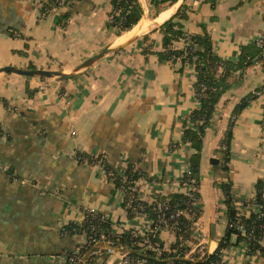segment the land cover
Wrapping results in <instances>:
<instances>
[{
	"label": "crops",
	"instance_id": "0c3cea01",
	"mask_svg": "<svg viewBox=\"0 0 264 264\" xmlns=\"http://www.w3.org/2000/svg\"><path fill=\"white\" fill-rule=\"evenodd\" d=\"M42 2L0 0V68L71 73L102 48L110 50L63 81L0 72V264H61L56 255L83 241L81 234L62 230L81 221L85 206L107 214L109 236L125 228L150 233L148 219L127 214L116 186L96 166L78 163V152L104 154L119 174L128 164L140 169L139 185L150 197L156 196L155 181L164 196L183 192L177 179L195 152L182 138L199 105L196 71L184 65L179 72L178 61L159 59V25L185 6L184 30L205 33L216 55L231 61L243 45L264 34V0H137L140 19L119 35L107 26L111 0H70L45 15L39 11ZM145 36L151 41L148 53ZM236 76L202 136L201 211L184 259H191L195 248L213 253L226 231V179L218 148L231 117L225 165L232 197L253 199L256 183L264 187V91L232 116L239 101L264 83V61ZM157 237L163 251L172 250V232L162 230ZM236 238L231 234L230 242ZM241 240L224 251V264H264V254L250 256Z\"/></svg>",
	"mask_w": 264,
	"mask_h": 264
},
{
	"label": "trees",
	"instance_id": "16d2710c",
	"mask_svg": "<svg viewBox=\"0 0 264 264\" xmlns=\"http://www.w3.org/2000/svg\"><path fill=\"white\" fill-rule=\"evenodd\" d=\"M111 3L113 10L110 12L107 26L114 27L117 35L130 29L140 19L142 11L137 3V0H111ZM116 9L119 11L118 14L113 13ZM186 16L187 8L185 6H181L172 18L157 27V31L161 35V44L163 48L161 52H158V57L160 60L171 61L173 63L178 61L180 65L178 68L179 72H182L183 66L186 65V63H189V66L196 71L193 87L199 105L191 111V125L184 128L182 138L184 142H188L190 144L195 152L190 155L188 171L182 175L180 184H191L198 189L202 136L205 128L213 120L215 106L221 95L238 82L239 78H237L236 72L244 71L245 68L251 66L256 61L263 62L264 51H262V49L259 48L254 41H252L241 47L239 57L236 61L222 59L214 52L209 37L205 33L190 34L184 30L180 19H185ZM63 17L66 18L67 13L63 12ZM179 39H183L184 41L189 40L191 45L188 46L185 44L182 48H174L173 43ZM144 41L146 44L143 52L148 53L149 48H151V41L147 36L144 37ZM187 50L188 52L184 56V53ZM177 57L180 58L175 60ZM262 91H264V83L239 101L233 110L232 116L235 117ZM232 122L233 117L230 118V127L227 129L226 134L220 142L218 148V154L222 158L223 163L220 166V173L226 179V181L222 183V189L225 197L227 219L230 221L235 216L236 209L234 205L235 198L232 197L231 182L227 178L228 168L225 164L230 158ZM94 155L97 156L104 154L77 153V156H81L89 160H91L90 158ZM77 162L80 163V160H77ZM105 167L106 169L112 170L108 167L107 161H105ZM131 167V164H128L124 173L126 174L130 172ZM118 178L119 176L115 179L116 187L119 184ZM263 191V184L261 182H257L255 197L253 199H244L243 204H263L264 199L261 196ZM194 196L197 200H199L197 191L194 192ZM155 197L157 200H166L170 205H177L180 207L185 206V202H187V196L183 193H169L165 196L163 194L156 193ZM200 211L199 206L191 208V212L195 215V217L200 215ZM238 219L239 223L244 226L245 231L250 232V229L254 228L248 240L247 253L250 256L260 257L264 254V245L262 243V239L264 237V217L261 220L257 219L256 214L250 212L247 215L239 216ZM179 221V231H177L176 241L172 246V250L168 252L162 250L160 253L161 264H224L222 260L224 251L232 245L238 243L239 240L243 238L242 236H237L235 242H230V236L236 232V229L235 226H229L227 222L224 236L218 242L217 248L213 253L207 254L199 250V248H195L191 253L192 258L184 259V253L189 249L187 242L192 241L191 235L193 233L194 226L192 220L181 218ZM79 228V224L71 223L68 224L62 231L74 232L78 231ZM109 228V223H106L102 226V231L112 239L114 247H131L132 252H130V254H137V247L133 246V239L130 238V234L128 232H123L117 236H109ZM156 236H158V234ZM156 239H158V237H156ZM145 256L148 261H152L155 253L153 251H146Z\"/></svg>",
	"mask_w": 264,
	"mask_h": 264
},
{
	"label": "built area",
	"instance_id": "2783aa9c",
	"mask_svg": "<svg viewBox=\"0 0 264 264\" xmlns=\"http://www.w3.org/2000/svg\"><path fill=\"white\" fill-rule=\"evenodd\" d=\"M70 0H43L39 5L41 15L48 14L55 9L68 4ZM118 10H114V14H118ZM255 44L264 51V34L254 39ZM189 40L179 39L173 43L174 48H182L185 44L190 46ZM189 49V48H188ZM188 52L185 51L184 56ZM177 57L175 60H178ZM189 65V63H186ZM76 160H80L81 164L96 166L104 175L109 178L115 185V179L118 178V186L116 187L120 193L122 200V207L127 214L131 216H143L149 221L150 230L149 234H142L137 229L125 228L123 231L130 234L133 239V246L137 247V254L132 255L130 248H116L113 246L112 239L108 237L103 231L102 226L109 223L107 214L96 211L91 207H82V219L79 223L80 228L78 231L69 232L63 231L66 234L79 233L83 236L82 243L78 244L72 251H64L57 254L56 257L61 264H161L160 253L163 250L161 242L156 239V235L162 230L170 231L175 236L179 231V223L181 218L192 220L193 222L197 217L191 212L192 207L198 206V200L194 196V192L198 189L191 184H184L180 186L183 188V194L187 196L185 206L180 207L177 205H170L166 200H157L155 196L150 197L144 194L140 187V182L143 180L144 175L142 171L135 166H132L128 173H116L113 170L106 169L105 155H97L90 158L91 160L75 156ZM4 168L0 167V171ZM177 181L180 183L181 178ZM156 187L155 193L162 194L159 188V182H153ZM264 199V191L261 193ZM236 214L232 220H228L229 226H235V236H242L241 244L244 245L245 250H248V240L254 228L250 232L245 231L243 225L239 223L238 217L247 215L250 212L256 214L257 219L264 217V202L263 204H249L244 205L243 200L235 199L234 202ZM261 226V225H259ZM255 227V226H253ZM146 251H153L155 258L148 261L144 255ZM104 255V258L99 257ZM113 257V259H110Z\"/></svg>",
	"mask_w": 264,
	"mask_h": 264
},
{
	"label": "water",
	"instance_id": "95a60500",
	"mask_svg": "<svg viewBox=\"0 0 264 264\" xmlns=\"http://www.w3.org/2000/svg\"><path fill=\"white\" fill-rule=\"evenodd\" d=\"M110 49L108 47L102 48L99 52L89 56L84 61H82L71 73H65L60 70H51V69H36V68H15L13 66H5L0 68V72H13L19 75L24 76H41V77H55L59 81L71 79L79 73L81 69L86 68L95 60L99 59L103 54L107 53ZM212 162H216V159H211Z\"/></svg>",
	"mask_w": 264,
	"mask_h": 264
}]
</instances>
